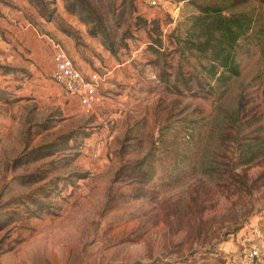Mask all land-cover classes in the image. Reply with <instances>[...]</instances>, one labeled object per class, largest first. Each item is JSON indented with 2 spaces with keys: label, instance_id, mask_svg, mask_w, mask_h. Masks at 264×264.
<instances>
[{
  "label": "rangeland",
  "instance_id": "obj_1",
  "mask_svg": "<svg viewBox=\"0 0 264 264\" xmlns=\"http://www.w3.org/2000/svg\"><path fill=\"white\" fill-rule=\"evenodd\" d=\"M195 13L0 0V264H264V48L242 40L221 85L184 47ZM55 33L109 61L89 111L36 82Z\"/></svg>",
  "mask_w": 264,
  "mask_h": 264
},
{
  "label": "trees",
  "instance_id": "obj_2",
  "mask_svg": "<svg viewBox=\"0 0 264 264\" xmlns=\"http://www.w3.org/2000/svg\"><path fill=\"white\" fill-rule=\"evenodd\" d=\"M177 1H190L196 7L183 38L185 49L207 59L209 65L204 68L221 85L241 75L237 52L242 40L264 48V0ZM248 148L242 149L238 167L258 157L248 156L251 147Z\"/></svg>",
  "mask_w": 264,
  "mask_h": 264
},
{
  "label": "built area",
  "instance_id": "obj_3",
  "mask_svg": "<svg viewBox=\"0 0 264 264\" xmlns=\"http://www.w3.org/2000/svg\"><path fill=\"white\" fill-rule=\"evenodd\" d=\"M149 7H157L160 0H143ZM53 49L54 68L53 80L63 87L65 91L77 97L80 105L91 110L103 100L100 93L102 85L106 82L110 72L93 71L90 74L83 73L77 68L64 45L53 37L48 38ZM257 254V251H255ZM245 264H252L247 261Z\"/></svg>",
  "mask_w": 264,
  "mask_h": 264
},
{
  "label": "crops",
  "instance_id": "obj_4",
  "mask_svg": "<svg viewBox=\"0 0 264 264\" xmlns=\"http://www.w3.org/2000/svg\"><path fill=\"white\" fill-rule=\"evenodd\" d=\"M26 34H28L30 37H32V39H35V40H36V35H38L36 33H26ZM55 34L59 37V41L64 45V47L68 51L75 66L79 68L83 73L90 74L91 72L96 71L98 69H105L104 68L105 65L108 66L109 61L105 60L102 62L101 60L90 55L91 53L89 52H86L88 56H87V59H85L84 61L79 56L78 47L75 46L76 43L68 35H65L63 33H55ZM51 50L52 49L48 44H44V45L37 44L36 47H34L32 51H33V54L35 57L34 59L36 63V68H35V72L37 74L36 82L39 85H50L49 89H45L44 91L46 92L47 95H50L51 98H55L58 96L59 87L55 85L56 82L53 84L51 80L45 78L47 75H50L52 73L53 68H54V58H53V54ZM74 98H77V97H74Z\"/></svg>",
  "mask_w": 264,
  "mask_h": 264
},
{
  "label": "bare ground",
  "instance_id": "obj_5",
  "mask_svg": "<svg viewBox=\"0 0 264 264\" xmlns=\"http://www.w3.org/2000/svg\"><path fill=\"white\" fill-rule=\"evenodd\" d=\"M67 251V250H66Z\"/></svg>",
  "mask_w": 264,
  "mask_h": 264
}]
</instances>
